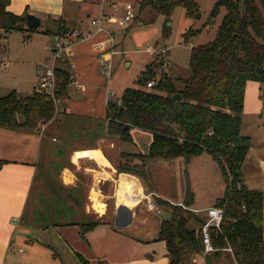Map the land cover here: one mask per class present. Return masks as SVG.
Here are the masks:
<instances>
[{
	"label": "trees",
	"instance_id": "trees-1",
	"mask_svg": "<svg viewBox=\"0 0 264 264\" xmlns=\"http://www.w3.org/2000/svg\"><path fill=\"white\" fill-rule=\"evenodd\" d=\"M9 4L10 0H0V30L37 31L26 27L27 14H14L8 10ZM147 6L166 17L179 6L185 8L188 17H201L195 0H144L140 9ZM221 7H225L226 13L216 37L191 49L189 75L175 79L163 74L149 90L144 86L154 77L152 66L156 65L151 63L137 80L139 87L125 90L121 104L108 102V134L127 142L133 141V128L153 135L148 153H122L119 165L120 171L138 174L145 180L147 162L151 159L182 157L188 164L208 153L219 165L226 182L224 195L215 204L224 208V219L221 231L211 228L214 246L230 245L238 264H264L263 193L246 186L242 173L252 147L251 137L242 134L245 89L251 80L264 83V0H220L211 17ZM54 21L56 28L43 32L61 36L71 32L64 19ZM162 35L169 37L170 30L165 28ZM57 76V95L65 97L70 73L57 67ZM177 93L183 100L172 98ZM53 111L54 102L47 92L37 90L23 97L16 90L10 91L0 96V129L34 131L39 128V120L50 119ZM137 159L140 162L135 163ZM4 163L0 159V169ZM156 201L176 208L170 220H163L158 236L166 242L170 264H191L194 254L204 252L201 230L189 226L195 213L162 198ZM195 220L201 225L204 222L199 216ZM98 223L97 220L82 223L83 232ZM208 255H215L206 257V264H211L222 255V250Z\"/></svg>",
	"mask_w": 264,
	"mask_h": 264
},
{
	"label": "crops",
	"instance_id": "crops-1",
	"mask_svg": "<svg viewBox=\"0 0 264 264\" xmlns=\"http://www.w3.org/2000/svg\"><path fill=\"white\" fill-rule=\"evenodd\" d=\"M143 1L10 0L9 11L17 15L34 14L42 19V25L48 20L52 24L48 28L57 26L51 20L62 18L71 32L93 33L85 39L72 38L71 43L64 40L67 51L59 61L60 67L70 73L71 83L77 79L83 85L78 90L73 84L75 91L82 93L80 100L76 96L72 98L71 90H68V95L62 98L66 99L63 111L84 118L86 133L91 141L69 153V164L64 165L56 175L57 160L61 157L54 151L55 137L51 129L56 127L55 123L49 122L34 131L0 129V159L5 161L0 169V264H170L166 242L158 239L164 219L158 214L159 209L151 208L148 201H155L156 197L176 201L151 188L148 174L145 180L138 174L119 170L123 161L121 154L148 153L149 149L143 151L140 144L147 139L150 148L153 135L133 128L131 143L135 144V151L122 150L118 143L121 139L108 134V120L103 119L96 98L95 101L92 99L94 83L103 74L102 58L108 56L112 60L119 52L115 27L123 29L113 21H105L103 31L98 32L92 19L101 13L120 17L124 14L125 4L133 3L138 9V16L126 28L128 30L137 24ZM45 34L52 35V47L48 49L53 52L56 35ZM147 50L155 52V48L150 46ZM72 64H75L74 68ZM110 100L115 101L108 97V102H112ZM104 121L107 125L106 137ZM99 126L102 129L98 133ZM136 129L139 138L133 134ZM202 155L193 158L190 163ZM52 161H56L53 171L50 167ZM260 161L264 173V159ZM138 162L137 159L135 163ZM150 162H147L146 170ZM187 173L190 175L188 170ZM52 177H55L50 181L53 193L62 192L61 189L74 192L73 198L67 194L69 209H48L46 213H39L35 222L26 221L29 203L39 201L36 193L41 192L44 180L48 178L49 181ZM179 202L183 201L176 203ZM185 204L196 209L209 207H194L189 201ZM71 208L73 211H70ZM44 213L48 218L44 217ZM92 220L99 223L84 233L81 224ZM200 257V264H206L204 257ZM221 258L214 259L211 264ZM230 258L238 264L235 258ZM195 261L198 262V258Z\"/></svg>",
	"mask_w": 264,
	"mask_h": 264
},
{
	"label": "rangeland",
	"instance_id": "rangeland-1",
	"mask_svg": "<svg viewBox=\"0 0 264 264\" xmlns=\"http://www.w3.org/2000/svg\"><path fill=\"white\" fill-rule=\"evenodd\" d=\"M195 1L199 4L201 11L199 19L188 17L185 8L182 6L177 7L170 17L157 14L148 6L142 10L138 7L141 12L139 11L137 24L132 28L126 30L115 27L117 29L116 43H118L117 50L119 52L112 58L111 74L107 76L101 73L96 83H94V94L92 95L93 101H95V98L97 100L101 115L104 116L103 119H106L108 97H112L116 101L122 98L127 88L139 87L137 80L151 63L156 65L152 66L154 69L152 79H155L157 83L163 74L175 79L178 76L186 77L189 75L192 47L212 41L216 37L226 13L225 7H221L220 11L214 17H211L213 8L220 0ZM51 22L55 21L51 20ZM51 25L48 20H45L43 25L35 31L41 33L40 35H33L34 33L30 30H14L11 32L0 30V96L16 90L21 96L25 97L40 89L38 83L41 73L45 66L53 62V52L48 49L51 46L52 35L43 33V30L51 27ZM165 28L170 30V35L167 38L162 35ZM191 30L192 33L188 34ZM149 46L155 48L154 53L147 50ZM161 62H163L162 66ZM58 67H60L59 64ZM71 82L70 79L65 97L70 89L71 97L76 96L80 100L82 93L76 92ZM177 86L180 85L177 83ZM144 87L149 90L152 89L147 86ZM63 97H60L58 106L53 101L54 111L52 117L48 120L41 119L38 122V127H42L49 122L55 123L56 127L51 129L52 135L55 137L54 151L58 157H61L57 160L56 170L58 172L55 173L56 175L64 165L69 164L68 157L73 150L85 146L91 141L86 133L87 126L86 121H83L84 118L63 111V106L66 105V99H62ZM68 110H70V107H68ZM103 124L104 136L106 137L107 125L105 121ZM101 129L99 126L98 133ZM133 134L139 138L137 129ZM242 134L250 136L252 139V147L248 153L249 157L247 156L242 167L243 180L246 186L261 191L264 201V173L260 168V159H264V83L262 82L255 80L247 82L242 113ZM118 143L119 148L124 151H135L134 143L119 139ZM149 144L150 142L144 139L140 144L142 150L148 151ZM55 162L51 163V170L55 167L53 165ZM187 170L190 175H188ZM147 174V181L151 188L173 201H183L185 203L189 201L194 207L215 205L218 198L224 195L226 189L222 171L208 153H204L190 164H186L182 157L170 160L151 159ZM52 180H55V177L50 178L49 181L46 178L44 184L41 185V192L36 193L39 201L29 203L25 213L26 221L35 222L34 220L39 219V213H46L48 209L60 211L69 209L66 202H69L67 196L73 198L74 192L61 189L62 192L53 193L51 191L53 183L50 182ZM154 202L156 203V200ZM110 208L111 206L109 210ZM155 209H163L174 214L176 212V208L157 203ZM70 211H73V209L71 208ZM45 213L44 217L48 218ZM197 216L202 221L206 219L205 212H200ZM197 216L195 214L194 218L190 219L189 226L198 230L201 223L195 220ZM200 256L204 257L206 261V257H214L215 255H208L204 252L194 254L191 264H200ZM230 256L233 257L231 253L222 251L220 257L223 258L217 260L215 264H235ZM195 258H198V262L195 261Z\"/></svg>",
	"mask_w": 264,
	"mask_h": 264
},
{
	"label": "built area",
	"instance_id": "built-area-1",
	"mask_svg": "<svg viewBox=\"0 0 264 264\" xmlns=\"http://www.w3.org/2000/svg\"><path fill=\"white\" fill-rule=\"evenodd\" d=\"M117 6V5H115ZM138 16V9L133 3L125 4L124 14L120 17L111 16L105 13H101L98 17L92 19V24L97 27L98 32L103 31L102 24L105 21H113L119 27L126 29L131 24H133ZM93 36L92 32H87L86 34L79 33L78 31L69 32L66 36L56 35V43L53 47V62L50 65L45 66L43 73L40 77L39 81V90L47 92L54 102H56L57 106L60 102V97L57 95L58 91V76H57V67L59 61L63 59L65 52L67 51V46L64 43V40H67L71 43L72 38L85 39ZM112 60L110 57L105 56L102 58V66H103V74L109 76L111 74V65ZM72 68L75 67V64L71 65ZM74 86L78 89H82V83L79 80L73 81ZM157 84L155 79H151L147 83L148 88H152ZM114 94V92H112ZM119 104H121V98L117 100ZM158 198V197H156ZM172 205L183 208L184 210H190L195 213L205 212L206 219L202 225H200L199 229L203 235V243H204V253L209 254L211 252H215L217 250L227 251L233 255V249L230 245L223 248H216L212 242L211 237V228H215L217 231H221V224L224 219V208L222 206L212 205L205 209H195L191 206L185 204L184 202H172L169 201ZM157 203V201H156ZM156 203L152 200L148 201V204L151 208H156ZM158 204V203H157ZM245 208V207H244Z\"/></svg>",
	"mask_w": 264,
	"mask_h": 264
},
{
	"label": "water",
	"instance_id": "water-1",
	"mask_svg": "<svg viewBox=\"0 0 264 264\" xmlns=\"http://www.w3.org/2000/svg\"><path fill=\"white\" fill-rule=\"evenodd\" d=\"M241 12H245V2L242 1L241 3ZM42 26V19L34 14H27V27L29 29H37ZM174 100L181 101L183 100V96L179 93L174 94L172 96ZM112 101V100H110ZM158 214L164 219V220H170L172 217V213L166 210H158Z\"/></svg>",
	"mask_w": 264,
	"mask_h": 264
},
{
	"label": "bare ground",
	"instance_id": "bare-ground-1",
	"mask_svg": "<svg viewBox=\"0 0 264 264\" xmlns=\"http://www.w3.org/2000/svg\"><path fill=\"white\" fill-rule=\"evenodd\" d=\"M139 196V195H138ZM138 196H136V197H138Z\"/></svg>",
	"mask_w": 264,
	"mask_h": 264
}]
</instances>
